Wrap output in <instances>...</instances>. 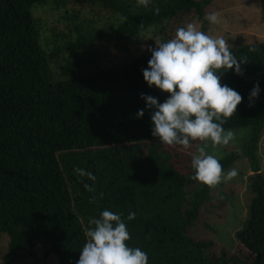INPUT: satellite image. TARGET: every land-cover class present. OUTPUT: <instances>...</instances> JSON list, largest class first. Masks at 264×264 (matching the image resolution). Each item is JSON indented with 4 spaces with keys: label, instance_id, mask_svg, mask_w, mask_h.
Here are the masks:
<instances>
[{
    "label": "trees",
    "instance_id": "obj_1",
    "mask_svg": "<svg viewBox=\"0 0 264 264\" xmlns=\"http://www.w3.org/2000/svg\"><path fill=\"white\" fill-rule=\"evenodd\" d=\"M85 1L111 12L115 21L105 33L76 30L64 47L73 59L57 63L54 71L51 62L58 51L43 50L31 8L63 7L67 0H0V234L8 237L2 264L35 257L36 246L43 258L54 255L59 264H77L90 218L105 209L122 215L131 237L127 245L145 251L149 264H264V177L257 174V144L264 130V42L230 48L248 62L242 64L243 75L231 70L221 77L243 97L223 127L250 129L243 149L257 174L247 218L235 235L246 253L236 255L191 235L211 189L191 179V156L182 171L178 150L152 136V113L141 96L163 103L169 94L145 82L142 70L149 59L105 68L94 47L105 36L138 40L152 28L164 34L190 15L206 30L205 8L213 0H151L147 7L137 0ZM257 83L260 93L250 107ZM238 158L226 154L220 159L223 170ZM130 212L135 213L131 221Z\"/></svg>",
    "mask_w": 264,
    "mask_h": 264
},
{
    "label": "clouds",
    "instance_id": "obj_2",
    "mask_svg": "<svg viewBox=\"0 0 264 264\" xmlns=\"http://www.w3.org/2000/svg\"><path fill=\"white\" fill-rule=\"evenodd\" d=\"M137 2L147 7L150 0ZM205 19L216 25L219 13H209ZM147 50L151 58L142 70L144 80L150 88L155 86L169 94L163 103L141 96L152 113V136L165 147L188 152L194 170L191 179L202 186L212 189L232 181L238 173L223 170L218 149L235 139L233 131L223 125L236 113L243 97L222 84L221 77L231 70L243 75L242 64L248 62L247 57L237 58L223 37L201 31L195 22L177 28L167 41L156 40L155 47ZM259 93L257 83L250 92V107ZM143 115L144 110H140L138 118ZM75 171L95 179L83 169ZM85 188L91 190L87 184ZM134 219L135 213L130 212L127 220ZM88 223L77 264H149L145 251L127 245L131 237L121 214L105 209Z\"/></svg>",
    "mask_w": 264,
    "mask_h": 264
},
{
    "label": "rangeland",
    "instance_id": "obj_3",
    "mask_svg": "<svg viewBox=\"0 0 264 264\" xmlns=\"http://www.w3.org/2000/svg\"><path fill=\"white\" fill-rule=\"evenodd\" d=\"M155 1L162 4L166 0ZM212 12L219 13V23L210 25L208 22L206 30H203L196 16L190 15L182 25L172 24L164 34L158 28H152L145 31L138 40H116L105 36L104 40L94 44L99 63L108 68L143 57L150 59L151 53L147 49L154 48L156 40L167 41L175 35L177 28L190 22H195L201 31L210 32L214 37H223L229 48L264 42V0H213L205 8V17ZM31 14L38 22L39 42L43 50L46 53L58 51L55 61L51 62L54 71L57 63L64 64L65 61L73 59L64 47L75 39L76 30L85 35L105 33L116 18L111 12L91 6L85 0H67L63 7L54 3L35 5L31 8ZM232 131L235 139L228 146L218 149L219 159L226 154L237 153L239 158L229 170H235L238 175L232 181L211 189L210 201L201 209L199 220L190 232L195 238L213 241L216 251L225 249L230 254L239 255L246 252L235 235L247 218L249 201L253 196L250 185L253 177H257L255 175L264 177V130L257 144L260 167L257 174L252 172L243 149L250 129ZM177 150L180 154L177 167L185 171L190 154ZM7 242L8 237L0 234V264L3 263ZM34 254L33 258L27 255L21 257L16 264H59L54 255L43 258V249L40 246H36Z\"/></svg>",
    "mask_w": 264,
    "mask_h": 264
},
{
    "label": "water",
    "instance_id": "obj_4",
    "mask_svg": "<svg viewBox=\"0 0 264 264\" xmlns=\"http://www.w3.org/2000/svg\"><path fill=\"white\" fill-rule=\"evenodd\" d=\"M255 176H257V175H255Z\"/></svg>",
    "mask_w": 264,
    "mask_h": 264
}]
</instances>
